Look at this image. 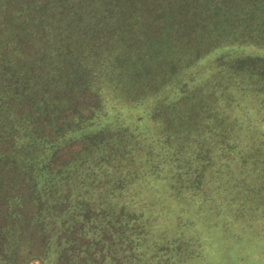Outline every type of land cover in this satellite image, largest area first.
Wrapping results in <instances>:
<instances>
[{
    "label": "trees",
    "instance_id": "16d2710c",
    "mask_svg": "<svg viewBox=\"0 0 264 264\" xmlns=\"http://www.w3.org/2000/svg\"><path fill=\"white\" fill-rule=\"evenodd\" d=\"M0 264H264V0H0Z\"/></svg>",
    "mask_w": 264,
    "mask_h": 264
}]
</instances>
